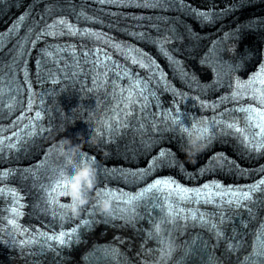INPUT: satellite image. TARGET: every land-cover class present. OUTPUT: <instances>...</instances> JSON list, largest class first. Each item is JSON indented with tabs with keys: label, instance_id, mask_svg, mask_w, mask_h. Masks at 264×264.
<instances>
[{
	"label": "clouds",
	"instance_id": "9594fccd",
	"mask_svg": "<svg viewBox=\"0 0 264 264\" xmlns=\"http://www.w3.org/2000/svg\"><path fill=\"white\" fill-rule=\"evenodd\" d=\"M179 134L183 136L184 148L186 155L195 156L203 151L206 147L208 131L205 132L204 125L197 121L189 124L180 123ZM79 151V146L72 143L71 138L65 137L56 147V153L64 156L70 162ZM97 171L89 163L81 161L72 174H62L60 184L67 191L61 192V195L67 196L68 203L65 205L66 212L74 217L80 215V210L88 205L89 198H95V206L101 214L109 213L111 210V200L108 197L107 190H96L97 188Z\"/></svg>",
	"mask_w": 264,
	"mask_h": 264
},
{
	"label": "snow or ice",
	"instance_id": "6c2138e0",
	"mask_svg": "<svg viewBox=\"0 0 264 264\" xmlns=\"http://www.w3.org/2000/svg\"><path fill=\"white\" fill-rule=\"evenodd\" d=\"M200 15L207 16V13H200ZM262 72H264V69H262ZM261 118L264 119V115H262ZM204 129H205V132L208 131V128H207L206 125H204ZM21 131H23V130H21ZM21 131H18V132L13 133V136L15 137V141H13V138L12 137H9L8 138V143L10 145L15 146L17 143L20 142V140L22 139ZM3 143H4V139H3L2 136H0V146H2ZM262 146H264V144H262ZM70 169L71 168H69V170ZM69 170H68V173H69ZM161 183L167 184V183H171V182L170 181H166V182L156 181L155 184L153 185V187H158ZM261 184H264V181H261ZM208 187H210V186H207V185L205 186V188H208ZM257 187L258 186H253V188L252 189H249L248 191H244L242 189H237V190H235V193L236 194L233 196V199L236 200L237 203H239L240 200H247V199L250 198L251 191L256 190ZM57 189H59L61 192H66L67 191V189L60 184V180L57 182L56 188H54L52 191L55 192ZM97 191L98 192L100 191V189L98 188V186H97ZM201 191H203V189ZM228 191L229 192H232L233 190L229 189ZM49 195L51 197V193H49ZM66 235H68L70 237V234L69 233H63L62 232L59 237L53 236L51 238H53V239H59L61 243H64V237ZM256 255H257V257H264V251H259V252L256 253ZM260 264H264V259H261L260 260Z\"/></svg>",
	"mask_w": 264,
	"mask_h": 264
},
{
	"label": "bare ground",
	"instance_id": "6f19581e",
	"mask_svg": "<svg viewBox=\"0 0 264 264\" xmlns=\"http://www.w3.org/2000/svg\"><path fill=\"white\" fill-rule=\"evenodd\" d=\"M207 3H208V4L203 5V7H205L206 5L209 6V4H211V5H215V3H214L213 1H207ZM256 25H257V23L252 24V28H254ZM137 29L139 30L140 27L137 26ZM129 37H131V34L129 35Z\"/></svg>",
	"mask_w": 264,
	"mask_h": 264
}]
</instances>
